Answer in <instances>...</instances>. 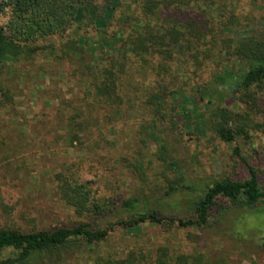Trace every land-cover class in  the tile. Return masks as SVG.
I'll return each mask as SVG.
<instances>
[{"label": "trees", "instance_id": "16d2710c", "mask_svg": "<svg viewBox=\"0 0 264 264\" xmlns=\"http://www.w3.org/2000/svg\"><path fill=\"white\" fill-rule=\"evenodd\" d=\"M94 1L0 0V110L11 109L14 102L3 78L10 63L48 51L52 41L63 39L86 14L92 19L93 29L99 23L104 26L119 4V0H107L100 16ZM227 7L224 0H138V17L124 16L117 25L118 33H112L107 40L99 37L97 46L103 41L108 47L100 67L91 64L93 56L85 55L81 37L69 41L70 47L79 52L78 61L88 71L80 79L85 84L82 100L89 108L88 117L105 108L112 115L120 113L122 77L132 71V64H138L141 74H151L142 101L151 119L139 131L137 142L143 147L154 146V157L173 172V177L166 178L165 186H152L144 197H123L116 203L111 197L96 195L88 181L77 180L70 173H55L56 194L78 220L51 229L0 227V264H67L72 257L81 258L80 264L222 263L205 258L199 251H171L166 244L154 245L152 249L127 247L121 253L102 252L99 248L117 226L136 230L139 225L151 224L166 230L173 226L198 230L209 223L216 207L222 208V213L230 207L264 212V181L258 179L252 166L246 164L248 175L243 179L224 177L196 186L184 179L178 161L167 147V132L173 131L174 114L181 115L192 126L191 133L196 138L204 135L206 139L213 136L234 142L238 136L248 138L252 131L264 136V25L263 29L239 28L233 34L228 26H236L237 18L225 11ZM178 57H184L177 67L181 66L179 74L186 81L192 80L186 74L195 72L186 67L187 62L189 67H204L205 85L184 94V83L179 84L177 91L163 83L164 77L160 75L170 71V62ZM223 91L233 103L215 105L212 96L219 101ZM80 116L81 112H73L65 121L70 144L80 142L79 133L88 124L87 119L77 120ZM166 117L170 118L168 127L163 124ZM139 156L143 158L144 154L140 152ZM142 163L137 158L129 165L137 171L139 180L145 181ZM156 190L162 192L161 197L183 190L196 192L192 199L186 198L184 214L165 215L155 197ZM119 209L125 215L112 216ZM107 215L112 216L111 220L105 219ZM186 237L197 239L199 234L187 232Z\"/></svg>", "mask_w": 264, "mask_h": 264}, {"label": "rangeland", "instance_id": "374dc122", "mask_svg": "<svg viewBox=\"0 0 264 264\" xmlns=\"http://www.w3.org/2000/svg\"><path fill=\"white\" fill-rule=\"evenodd\" d=\"M106 1H94L100 16ZM137 2L119 0L104 26L99 23L96 29L90 23V15L86 14L63 39L52 41L49 52L46 50L32 59L10 63L6 67L4 84L13 93L14 102L11 109L0 110V227L51 229L78 220L56 194L53 175L57 172L67 176L70 173L77 180L88 181L96 195L111 197L116 203L123 197H144L152 186L155 189L165 186L168 177H173V172L154 157V146L143 147L137 142L139 131L151 119L142 104L151 74H141L138 64H132V71L128 70L122 77L120 113L112 115L105 108L91 112L88 117L89 108L82 100L85 84L80 81L88 71L78 61L79 52L70 47L69 41L81 37L85 42L82 47L85 55L93 56L91 64L103 65L102 58L108 47L103 41L97 46L99 37L107 40L112 33H118L117 25L124 16L138 17ZM224 3L229 6L225 11L237 18L236 26L235 23L228 26L230 32L236 34L239 28L263 29L264 0H224ZM63 41L65 43L61 45ZM184 57L170 62V71L160 76L172 90H179V84L184 83L181 91L189 94L192 88L205 85L206 71L204 67H189L187 62L186 67L195 72L194 75L188 72L186 76L192 80L186 81V77L179 74L181 66L177 67ZM222 97L216 101L214 95L212 102L215 105L218 102L222 105L233 103L226 91ZM77 111L82 113L77 120L87 119L88 124L79 133L80 142L70 144L65 121L68 115ZM174 115L173 131L167 132V147L178 161L187 183L202 186L224 177L243 179L248 175L246 164L255 169L260 181H264L262 134L252 131L248 138L238 136L234 142H224L213 136L206 139L204 135L196 138L191 133L192 126L181 115ZM168 119L166 117L163 122L165 126H170ZM140 152L144 154L143 158L138 157ZM137 158L143 162L145 181H140L137 171L130 168L129 164L135 163ZM195 192L183 190L161 197L162 192L156 190L155 197L162 205L163 214L182 215L186 212V198L192 199ZM216 209L211 211L209 223L198 230L174 226L166 230L151 224L139 225L136 230L114 227L99 249L121 253L127 247L152 249L154 245L166 244L174 252L199 251L210 260H222L216 264H264V212L257 214L230 207L222 213V208ZM117 215L124 216L125 212L119 209L112 216ZM112 216L107 215L105 219L111 220ZM187 232L199 234V237L188 239ZM81 260L68 258L67 264H80Z\"/></svg>", "mask_w": 264, "mask_h": 264}]
</instances>
